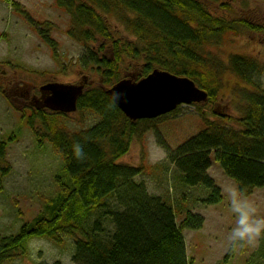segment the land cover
Wrapping results in <instances>:
<instances>
[{
    "label": "trees",
    "instance_id": "obj_1",
    "mask_svg": "<svg viewBox=\"0 0 264 264\" xmlns=\"http://www.w3.org/2000/svg\"><path fill=\"white\" fill-rule=\"evenodd\" d=\"M207 1L217 4L220 0ZM56 2L70 14L67 34L71 38L83 45L97 37L112 40L108 22L114 18L135 39L121 46L115 42L112 50L117 60L125 54L142 61L138 73L132 76L141 79L155 69L186 76L208 92L209 100L192 104L195 119L180 120L184 114L179 108L157 119L132 121L119 107H107L111 98L105 89L124 75L105 55L107 43H103L101 56L90 49L89 61L104 70V80L80 97L78 109L96 112L101 121L90 129L71 133L48 122L49 117L65 113L47 115L45 110H38L39 120L48 129L39 135L40 140L50 141L65 156L66 177L57 179L60 192L46 205L44 214L24 224L17 234L1 238L0 264L12 258L16 248L25 249L31 238L48 237L59 243L63 235L76 239L73 260L81 264H190L183 231L202 229L205 218L188 212L178 224L172 203L151 195L146 183L137 181L141 168L117 160L128 152L132 138L141 136V129L154 130L159 145L180 171L183 184L202 186L210 192L202 201L205 205H217L224 199L221 187L208 174L212 159L248 196L264 188V89L251 79L255 71L263 73L264 66L238 54L227 63L214 59L210 45L219 44L233 24L213 15L202 0ZM12 5L18 10V2ZM21 12L33 22L28 13ZM47 32L48 28L41 29L42 38L56 51V41ZM227 71L240 81L237 115H223L216 108ZM76 143L86 154L82 160L74 155ZM7 149V142L0 141L2 177L10 171ZM95 212H101V216L91 226L88 221ZM106 219L113 226L108 237L103 234L107 231Z\"/></svg>",
    "mask_w": 264,
    "mask_h": 264
},
{
    "label": "rangeland",
    "instance_id": "obj_2",
    "mask_svg": "<svg viewBox=\"0 0 264 264\" xmlns=\"http://www.w3.org/2000/svg\"><path fill=\"white\" fill-rule=\"evenodd\" d=\"M14 1L19 4L18 10L12 5ZM202 1L213 15L234 26L219 44L210 45L216 55L214 59L227 63L233 54H238L264 66V0H220L217 4ZM21 11L28 13L33 22ZM108 24L112 40L106 42L97 37L83 45L67 34L71 17L56 0H0V69L5 71V74L0 71V141L7 142L6 162L10 167L4 177L0 172V241L2 237L17 234L24 224L44 214L46 205L60 192L57 179L66 177L63 173L65 156L50 141L41 142L39 135L47 133L48 129L45 122L39 120L38 110L25 101L23 94L30 91L39 95L40 87L50 82L85 83V92L98 87L103 83L105 72L89 61L90 49L95 56H101L103 43H107L105 55L124 74L122 78L129 73L136 75L140 69L142 61L125 54L117 60L112 50L115 42L120 46L129 44L135 42L134 37L118 20L111 18ZM42 28H48L47 33L56 41L57 53L42 38ZM251 79L264 89V72L255 71ZM223 81L216 108L223 115H237L240 81L230 71L225 73ZM44 112L52 114L49 110ZM182 114L180 120L197 117L193 105L183 106ZM31 117L33 124L29 122ZM100 121V116L89 109L48 118L52 127L71 133L90 129ZM139 133L141 136L132 138L128 152L117 163L141 168L137 181L146 183L151 195L172 203L178 224L188 212L205 218L202 229L183 231L190 264H264V238L233 254L229 248L227 235L234 224L229 191L238 186L220 164L212 159L209 175L221 187L224 199L220 204L208 206L202 202L208 196L207 191L200 186L183 184L179 170L159 145L155 131L141 129ZM248 197L258 204L259 214L264 215V188ZM100 216L101 212L93 213L88 223L92 226ZM103 222L107 228L103 234L108 237L113 226L108 219ZM75 242L71 235H63L59 243L48 237L31 238L25 249L16 248L12 258L4 264H81L73 260Z\"/></svg>",
    "mask_w": 264,
    "mask_h": 264
},
{
    "label": "water",
    "instance_id": "obj_3",
    "mask_svg": "<svg viewBox=\"0 0 264 264\" xmlns=\"http://www.w3.org/2000/svg\"><path fill=\"white\" fill-rule=\"evenodd\" d=\"M136 79L131 73L106 88V93L126 92L125 99L118 106L132 121L156 118L172 112L182 104L205 103L209 94L199 88L188 77H181L168 71L155 69L148 76ZM86 84L50 82L40 87L41 96L32 105L38 109H50L65 114L78 110L79 98L84 94ZM111 98V96H110Z\"/></svg>",
    "mask_w": 264,
    "mask_h": 264
},
{
    "label": "clouds",
    "instance_id": "obj_4",
    "mask_svg": "<svg viewBox=\"0 0 264 264\" xmlns=\"http://www.w3.org/2000/svg\"><path fill=\"white\" fill-rule=\"evenodd\" d=\"M110 96L107 107L115 108L125 99L126 92L114 90ZM74 155L81 160L86 157L79 143L75 144ZM229 197L234 219L227 235L230 250L237 251L245 246L256 245L264 238V215L259 214L258 204L239 187L230 189Z\"/></svg>",
    "mask_w": 264,
    "mask_h": 264
},
{
    "label": "flooded vegetation",
    "instance_id": "obj_5",
    "mask_svg": "<svg viewBox=\"0 0 264 264\" xmlns=\"http://www.w3.org/2000/svg\"><path fill=\"white\" fill-rule=\"evenodd\" d=\"M0 71L2 72V74H5V71H2L1 69H0ZM40 96H41V94H39V95L32 94L30 91H27L25 94H23V97L25 98V101H26L27 103H29L30 106H33L32 103H33V102H36V100H37ZM44 110H46V109H44Z\"/></svg>",
    "mask_w": 264,
    "mask_h": 264
},
{
    "label": "bare ground",
    "instance_id": "obj_6",
    "mask_svg": "<svg viewBox=\"0 0 264 264\" xmlns=\"http://www.w3.org/2000/svg\"><path fill=\"white\" fill-rule=\"evenodd\" d=\"M184 77H186V76H184ZM189 78V77H188ZM191 79V78H190ZM192 80V79H191ZM194 81V80H193ZM195 82V81H194ZM197 85V84H196ZM186 105H188V104H182V105H180V106H178L175 110H173L172 112H174V111H176V110H178L179 108H181L182 109V107L183 106H186ZM172 112H170V113H172ZM167 114H169V113H167ZM167 114H165V115H167ZM162 116H164V115H161V116H158V117H156V118H143V119H140V120H152V119H157V118H159V117H162ZM139 120V121H140ZM148 131H151V130H148ZM154 131V130H153ZM156 133V132H155ZM176 168H177V166H176ZM180 172V171H179ZM208 174H209V171H208ZM181 175V174H180ZM181 177V176H180ZM235 182V181H234ZM236 183V182H235ZM237 184V183H236ZM238 186V185H237ZM200 187H202V186H200ZM204 188V187H203ZM206 191H207V193H208V196H209V194H210V192L206 189V188H204ZM208 196L206 197V199L208 198ZM205 200V199H204ZM190 230V229H189ZM187 257H188V255H187Z\"/></svg>",
    "mask_w": 264,
    "mask_h": 264
}]
</instances>
